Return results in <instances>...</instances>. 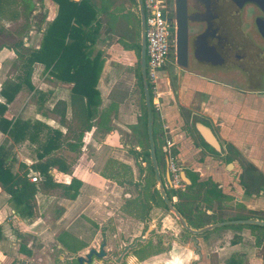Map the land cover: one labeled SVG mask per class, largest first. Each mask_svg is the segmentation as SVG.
<instances>
[{
	"label": "crops",
	"instance_id": "crops-1",
	"mask_svg": "<svg viewBox=\"0 0 264 264\" xmlns=\"http://www.w3.org/2000/svg\"><path fill=\"white\" fill-rule=\"evenodd\" d=\"M183 3L184 19L178 23L176 2L168 0L173 48L157 82L159 110L156 122L158 132L156 145L161 152L160 159L163 164L167 161L166 150L181 168V178L185 182L184 176L189 182L197 179L207 187L214 186L227 199V204L237 203L242 211L248 213H264V193L258 190L256 183L254 184V179H264V98L260 97L257 92L247 91L242 86L239 75L232 76L230 69L227 71L219 64V61L224 60L222 50L224 48L218 43L220 41L217 37L220 34L214 22V13L209 5L199 0H186ZM54 7L56 14V6ZM111 36L113 34H101L95 46L101 43L103 47H98L99 49H96L94 54L101 53L102 60L97 83L101 101L99 111L106 110L113 101L117 104V109L111 111L106 117L105 124L96 125L105 131L103 138H99L101 143L91 142V146L96 144L97 157H85V155L81 157V159L85 158L87 167L78 180L81 182V187H89L90 190L108 182L99 175L102 168L98 173L93 171V165H95L93 158H97L98 161L105 160L106 162L107 158L127 163L131 166L134 181L138 180L137 167L132 165V158L136 157L133 154L134 151L137 157H141L138 139L133 131L141 112L140 96L139 112L135 114L134 105L129 101L128 91L132 89L129 83L126 84V89L122 91V97L118 101H115L113 85L108 89L104 85V81L107 80L105 77L108 72V59L103 50L110 43L109 37ZM114 45L121 46L117 39L112 47L118 48ZM128 52L122 48V53L128 54ZM126 58L129 59L130 56ZM131 86L133 89L137 87V85ZM70 87L71 85L69 89ZM67 98L68 93L65 98L61 99L67 100ZM105 102L108 104L103 109ZM68 117H70L69 113ZM197 126L206 127L213 132L222 147V154L219 155L202 141L196 129ZM94 128L86 134L92 135ZM227 147L230 148V152L226 151ZM85 151L86 146L83 144L79 154L82 155ZM10 159L12 160V157ZM36 160L37 158L19 161L11 172H17L20 162L30 166ZM75 162H72V170L76 166ZM243 167L248 168L252 178L247 184L241 180ZM51 174L53 178L56 174L64 177L69 175L56 170H53ZM165 178L168 179L167 174ZM82 189L80 188V192ZM246 190L249 193H246ZM78 197L74 201L79 199ZM63 200L68 203L74 202ZM64 208L67 207L64 206ZM87 212L93 213L89 204L81 211V214L86 215ZM32 213L34 217L36 203L32 208ZM31 219H25L17 214L10 196L0 188V239L11 242L9 240L14 238V235L10 236L8 221L26 224ZM254 219L261 220L262 217L256 216ZM32 226L34 225H30V228ZM14 228L16 230V227ZM229 230L231 231L227 229ZM245 231L243 229L241 233L236 232L235 235L243 236ZM23 232L35 234L30 229ZM229 234L232 236L233 233ZM5 237H8L7 240H4ZM6 242L3 243L4 247ZM11 245L16 246L13 242ZM239 245L238 243L230 245L228 251L235 252L239 249ZM1 249H3L2 253L0 252L2 255L6 249ZM1 255L0 264H3ZM254 257L256 258L249 256V264H264V259L256 254Z\"/></svg>",
	"mask_w": 264,
	"mask_h": 264
},
{
	"label": "rangeland",
	"instance_id": "rangeland-1",
	"mask_svg": "<svg viewBox=\"0 0 264 264\" xmlns=\"http://www.w3.org/2000/svg\"><path fill=\"white\" fill-rule=\"evenodd\" d=\"M117 4L120 3V9L117 12L120 14L133 13L137 14L139 17L138 6L135 9L127 0H118ZM55 5L50 0H0V45L11 46L15 41V33L21 28L24 21L27 18H32L37 13L43 12L46 10L47 21H51L55 15L54 7ZM216 13V12H215ZM217 14V15H216ZM214 16V22L218 25H221L223 29H227L229 26H233L234 23L232 17H229V14L216 13ZM31 19V20H32ZM105 20V19H104ZM37 21V19H36ZM226 35V34H225ZM42 33L38 31L36 23L32 28L27 31L21 38L24 42L25 48H37L41 42ZM219 45L224 49V60L219 61V64L227 71L233 72L234 77H239L242 80V65L243 63L237 58L232 57L233 45L231 40L224 38L223 35H219ZM110 38V43L104 47V53L108 59V72L105 77L107 80L104 81V85L117 89L119 91H124L126 89V84L129 83L130 91L129 92V101L134 105L133 110H136V114L139 107V93L136 86V77L135 69L137 67L138 59L134 52L129 51L128 54L122 53L121 46H116L118 48L112 47V44L115 40L120 39V35H113ZM122 39V38H121ZM218 39V37H217ZM126 44H129L128 39H124ZM220 46V48H221ZM103 47L101 43L98 46L94 47L96 49ZM127 53V52H126ZM226 54V55H225ZM229 54V58H228ZM130 56L129 59L126 57ZM233 59H236L235 61ZM114 61V63L112 62ZM119 61V63H116ZM116 63V64H115ZM244 68V67H243ZM237 72V73H236ZM23 68L20 63L17 62L16 56L12 50L9 48H2L0 50V88L3 83L10 79H16L17 77H22ZM130 78V82H129ZM31 83L34 87V91L29 92L26 87H24L21 92H19L14 101L7 106V117L9 118H20L23 120L38 121L52 130H64L58 125L56 121H52L51 115L48 113V110L53 106V104L61 98H65L69 85L56 82L52 79L48 73H46L42 67L36 66L34 68L33 75L31 77ZM116 91V90H114ZM108 102H105L103 109L106 108ZM95 126L94 133L92 135H84L83 141L86 146V151L80 155L68 152L67 150H61L60 155L66 158L68 162L76 161V166L72 170L70 169L69 175L64 177L60 174H56L54 177L55 180L59 183H68L72 177L79 179L80 174L85 172L86 161L85 158L81 159L83 155L85 157H97V147L91 146L92 143H101L99 138H103L105 131L101 128ZM5 136L0 135V144L3 142ZM39 142L44 141V133L39 135ZM11 146V168L15 169L19 161H24L26 159L35 160L38 144H33L28 141H23L19 143H12ZM143 152V150H141ZM95 165H93V171L98 173L101 169L104 170L105 166L110 162V159L106 158L105 160L98 161L97 158H93ZM21 163V162H20ZM146 168L150 169V166L147 165ZM109 182L104 183L101 186L92 188L81 187L82 192L79 191V199L73 203H68L60 197V193L57 191H52L49 193H40L35 197L36 203V214L31 219V221L26 224L22 222H14L11 220L8 221L10 236L14 235L12 240L16 246H12L11 242H6L0 239V252L2 253L5 248L6 252L3 253L2 260L3 264H13L14 262L25 261L27 264H69V261L65 260L64 248H57V245H60V240L68 241L72 238L76 241V245H80V248L84 247L81 252H84L89 248V245H96L97 240L99 239L97 230L98 226L94 223L92 219L98 223H104V228L109 235L112 234L114 218H117L115 201H117V195L121 193H129L128 185L131 186V182L134 181L133 174H129L125 167L112 173V170H109ZM142 179H138L137 185L141 183ZM117 182L122 185L121 189L116 185ZM154 181L148 184V186H153ZM209 186V185H208ZM201 191L199 189L194 190V192ZM97 200V201H96ZM227 201H217L212 202L214 205H219L221 209L218 211L214 218L227 219L234 218L237 216L242 217H262L264 218V213H248L242 211L241 206L237 203L227 204ZM90 205L95 213L87 212L86 215L81 214V211L87 206ZM64 206L67 208L65 209ZM38 207V209H37ZM102 208L98 210V208ZM129 206H126L124 209L127 210ZM164 213V212H163ZM164 215V214H163ZM120 217L126 219V217ZM153 218H157L156 215H153ZM168 218V217H167ZM213 218V217H212ZM156 222H154V225ZM32 228H30V225ZM127 222H124L123 229L126 228ZM153 224V223H152ZM165 226L166 228H164ZM16 227V230L15 228ZM158 230L168 231V228H174V232L169 231V233H177V227L170 221L168 218L163 222L162 226H157ZM35 234H26L23 231L29 230ZM243 232V236L235 235L236 232ZM230 231V230H229ZM227 229H216L210 232V236L215 241L211 246L209 251H212L213 255H216L213 251H217L219 260L211 257V264H249V256L254 257L257 251V238L259 234L256 231L249 230L247 228L241 229H231L229 232ZM229 233H233L232 236ZM165 234V233H164ZM8 238V237H7ZM5 237L4 240H7ZM19 239V241H17ZM236 242L239 245V249L235 252H229V247L231 242ZM6 242L4 247L3 243ZM230 244V245H229ZM83 245V246H82ZM24 248V250L22 249ZM172 248V247H171ZM174 251L172 259H164L162 256L151 257L146 259L145 262L140 264H181L182 259L185 256H188L187 251L178 250L175 245H173ZM221 249V250H220ZM208 250L206 249V252ZM187 259V258H186ZM184 260L187 263L188 260ZM97 264V263H94ZM185 264V263H183Z\"/></svg>",
	"mask_w": 264,
	"mask_h": 264
},
{
	"label": "trees",
	"instance_id": "trees-1",
	"mask_svg": "<svg viewBox=\"0 0 264 264\" xmlns=\"http://www.w3.org/2000/svg\"><path fill=\"white\" fill-rule=\"evenodd\" d=\"M56 6V14L51 21H47L46 11L27 18L21 28L15 33V41L11 46L0 45L12 50L17 62L23 68L22 77L10 79L0 88V134L5 138L0 144V188L6 192L15 207V211L25 219L33 218L32 208L35 197L40 193L57 191L65 200H75L79 194L81 182L72 177L67 184L57 182L51 172L56 170L69 174L72 162L59 154L61 150L78 154L83 147L84 135L96 125L105 124L106 117L117 109V104L111 102L106 110L99 111L101 105L97 89L98 77L101 69V53L94 54V46L101 34L120 35L117 42L124 50L133 51L138 59L135 69L136 85L140 96V116L134 127L139 147L143 152L141 157H149L147 136V112L144 104L143 83L140 75V20L137 14H120L118 0H50ZM135 9L136 0H127ZM32 19V20H31ZM37 19V21H36ZM105 19V20H104ZM36 23L42 33L41 42L37 48H25L21 38ZM124 39L130 41L129 44ZM40 66L56 82L71 85L67 100L58 99L48 110L58 125L64 130H52L38 121L23 120L7 117V106L12 103L16 95L26 87L29 92L34 91L31 77L34 68ZM150 95L152 137L156 158L161 157L156 145L158 132L156 122L158 112L154 108L151 84L147 79ZM115 101L122 97V91L114 89ZM114 97V96H113ZM68 113L70 117H68ZM99 121V122H98ZM44 133V141L39 142V135ZM28 141L39 143L37 160L27 166L20 163L16 173L11 172V144ZM230 152V148H226ZM137 155L136 153H133ZM241 180L249 183L252 180L248 168L243 167ZM29 171L39 173L41 180L31 183ZM105 176L104 173H101ZM258 190L264 191V179L256 178ZM215 200H223L220 192L213 193ZM235 217L232 221L243 220ZM232 229L248 228L259 234L257 238V256L264 259V227L254 225H231ZM236 244V242H231ZM64 246L67 244L63 243Z\"/></svg>",
	"mask_w": 264,
	"mask_h": 264
},
{
	"label": "flooded vegetation",
	"instance_id": "flooded-vegetation-1",
	"mask_svg": "<svg viewBox=\"0 0 264 264\" xmlns=\"http://www.w3.org/2000/svg\"><path fill=\"white\" fill-rule=\"evenodd\" d=\"M233 23V26H229L225 30L216 23V28L220 35L231 40L233 51L231 50L230 53H232V57L243 63L242 86L249 92L264 93V14L253 5H245ZM234 72L231 74L233 75ZM135 156L132 158V165L137 167L138 179L142 180L138 185V180L129 181L131 182V186H129L130 183L127 184L129 193L117 195V201L114 202L117 218L113 219L112 234L107 233L103 222L98 223L92 219L98 226L99 239L96 245H89L86 251L81 252L82 249L86 248H80V245H76V241L72 238L68 241L60 240L61 244L57 245V248H64L65 260L69 261V264H140L146 259L157 256L172 259L173 245L178 250L187 251L189 254L182 259L181 264H211V257H215V259L217 257L219 260L220 257L216 251H213L216 254L213 255L214 257L211 255L213 254L212 251H209L215 242L209 234L211 231L220 228L232 229L228 227L231 225L206 230L199 234L188 231V228L199 231L216 223L232 222V218H214L221 209L219 205H214L212 202L222 201L214 199L213 193L217 191L216 188L214 186L207 187L198 182L197 179L189 182L182 174L188 180L185 182L181 178V168L171 157L178 167L179 180L177 184H174L171 181L167 161L163 164L160 158H156L160 183L164 191L163 195L159 189L160 183L155 177L150 157ZM147 165L150 166V169L146 168ZM123 167L132 175L129 164L115 160H110L104 170L99 172V175L102 176L101 173H104L105 176L102 177L109 180V170H112V173L118 172ZM165 174H167V180ZM152 180L154 184L149 187L148 184L152 183ZM116 185L121 189L124 183L117 182ZM196 189L201 191L194 192ZM259 191L264 193L262 189ZM246 193L249 191L246 190ZM223 200L226 201L227 199L224 198ZM126 206H129L127 210L124 209ZM100 209L102 208H98V210ZM172 209L179 214L180 218L174 214ZM95 212L97 211L93 209V213ZM153 215H156L157 218H153ZM167 217L177 227V233H169L174 228H168V231L158 230L157 226H162L163 222L168 219ZM237 217L244 218L243 220H255L252 216ZM125 221L127 224L126 228L123 229ZM259 221H264V218ZM154 222H156V226ZM63 243L67 246H64ZM257 252L258 250L256 255ZM79 258L82 260L79 261ZM185 259L188 260L187 263L184 262ZM13 264H27V262L20 261Z\"/></svg>",
	"mask_w": 264,
	"mask_h": 264
},
{
	"label": "water",
	"instance_id": "water-1",
	"mask_svg": "<svg viewBox=\"0 0 264 264\" xmlns=\"http://www.w3.org/2000/svg\"><path fill=\"white\" fill-rule=\"evenodd\" d=\"M183 1H186V0H175L176 7L178 8V23H181L184 19L185 8H184ZM201 1H204L206 5H209V8L214 13L215 17L217 15L216 13L229 14V17H232V19L236 21V17L238 16L239 12L242 10V8L245 5H253L257 7L264 14V0H201ZM136 2L138 6L139 20H140V58H139L140 65L139 67H140V75H141L142 83H143L144 104H145L146 112H147V125L146 126H147V136H148V144H149V157L153 165L155 177L157 181L160 183L161 181L159 178V170H158V165H157V161H156V157L154 153V143H153V137H152V120H151V111H150L151 109L150 95H149V90L147 86V76H146L144 13H143V7H142V0H136ZM258 95L264 98V93H259ZM196 129L199 133V136L201 137L202 141L205 144L211 147L219 155L222 154V147L220 143L218 142L217 138L213 135V132L211 130L203 126H197ZM185 180L188 182L186 178ZM159 189L161 190V193L164 195V191L162 189L161 183L159 184ZM172 211L178 218H180L179 214L175 210L172 209ZM228 225H254V226L264 227V221H259V220H243L242 221L241 220V221H232V222H222V223H216V224L210 225L209 227L203 228L199 231H193L188 228V231H190V233H193V234H199L200 232H204L206 230H213V229L220 228L223 226H228ZM81 260L82 259L79 258V261Z\"/></svg>",
	"mask_w": 264,
	"mask_h": 264
},
{
	"label": "built area",
	"instance_id": "built-area-1",
	"mask_svg": "<svg viewBox=\"0 0 264 264\" xmlns=\"http://www.w3.org/2000/svg\"><path fill=\"white\" fill-rule=\"evenodd\" d=\"M145 28V49H146V76L151 84L154 108L159 110V93L157 82L161 77L162 69L169 60L173 48L171 36V17L169 13L168 0H142ZM167 155L168 171L171 181L178 183V167L173 159ZM31 183H38L41 180L39 173L29 171Z\"/></svg>",
	"mask_w": 264,
	"mask_h": 264
}]
</instances>
